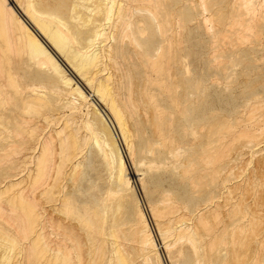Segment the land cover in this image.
Masks as SVG:
<instances>
[{
    "label": "bare ground",
    "instance_id": "1",
    "mask_svg": "<svg viewBox=\"0 0 264 264\" xmlns=\"http://www.w3.org/2000/svg\"><path fill=\"white\" fill-rule=\"evenodd\" d=\"M13 1L18 6L19 10L22 11V16H21V14H19V12H18L19 10L17 11L15 9V7L10 2V0H0V162H3L1 164H4V162L7 163V161H12V163H13V160L18 158L16 156H19V155H21L20 158L21 157L26 158L27 156L29 157L30 154L33 155L34 150L36 151L40 145V154L38 155L39 157L37 158L38 163H37V169H36V171H37L36 177H34L35 179L32 178L33 176H35V174H33V176H32V172H30V174H28V175H29L30 179L34 180L33 182L35 184L38 183L39 181L41 184V179L45 176L46 172L48 171L49 165L51 163V159L54 158V156L56 154V153L55 154L52 153V151H53V148H55L54 147L55 143L58 142L60 144V147H61L60 152L59 151L58 152L61 155V151H62L63 158H62V156H61V158L64 161V164H63V162L61 164L65 165V166L72 164V169H73V171H71L72 174L75 175L78 173V168H79L78 166L80 165L81 162L79 163L78 166L77 165L74 166L73 164H75V163H73L74 162L73 159L75 157H78L77 155H79L80 147L82 144L79 143L78 139H80V138H78V136H77V130H75L72 127L73 125L70 126L69 122H67V123L64 122L66 124L63 125L64 128H63V130L61 129V132L58 133V136L56 135L57 136L56 141H54L55 138L52 135H51L52 137L49 134H48L49 136L46 135V137H49V138H46L45 136H44L45 137L44 138L41 136V134L38 135V133L41 132L38 128L39 127L41 128V126L44 128L45 124L40 126V123L42 124V121H44L43 123H46V125L50 124V123L56 124L62 118L61 116H59L60 114H58L60 112L58 110H60L61 107H65V108L67 106H74L75 107V105L79 104L78 102H82V103L85 102L86 103V101H88V99L91 97V95L87 94L81 85L74 83L73 79L67 76L66 71L62 67V65L60 64L59 60L47 48V46H46V43H47L61 57H63V59H65L66 63L74 70V72L76 73V75L78 77H80L82 80L86 81V83L90 86V88L93 89L92 93L93 92L95 93V95L98 98V101L107 107L106 109L109 111L110 115L112 116V119H114V121L116 123L115 127H116V129H118L120 131V133L124 139V142H125L126 146L128 147V151L130 152V155L133 156V153H135V152L137 153V156H136L137 161L134 164L135 167L137 169H140L141 160H143L145 158L150 162L149 164H154L153 166L148 168V171L150 174L154 170H156L159 173H163L164 174L163 176L169 175L170 189H168V190L170 193L167 194L166 191H165L166 195H163L161 193L163 195V199L161 201H163L162 204H165V208H163L162 206H164V205L161 204L162 205L161 207L163 209L160 208V210L165 209L166 217L167 216L170 218L174 217L175 212L177 210L181 209V210H184L185 212H183L181 217H177V219L179 218V220H177V222H180L181 220L184 221V219L185 220L187 219V221H184V222L189 223L190 219L188 220V218L194 217V215L197 213V215H196L197 216L196 217L197 222H194L193 218H192L193 223H191L187 226L184 225V223H183V225H184L183 227H185V226L186 227L185 228L182 227V229H180V227H176L179 229H177L178 231H176V233L173 232L174 235L170 233L171 232L170 230H167L165 232L161 231V233L164 237H171V236L174 237L173 242H167L164 244L166 249L168 251H170V253H171V250L173 248H176L177 244L179 245V243L180 244L183 243V245L185 246L184 248H186V255L184 254L185 256L184 255H179V256H182V257L184 256L185 258H183V260L188 261L189 264H247V255H248L247 253H244L241 255H239V254L236 255V248H237L236 243L232 244L233 254H232L231 258H230V256L229 257L227 256L226 252L224 253V251L227 250L225 248H229L228 251H230L231 245L230 246L228 245L229 247L228 246L224 247V244L227 245V243L223 240V238L226 235L223 237V230H221L222 228H219L220 226H218V224L219 225L224 224V223H221V221L225 220V219H222L221 217H219V216H221V214H219V216L216 217L218 215V213L216 212V209H217V207H218L217 205L219 203L218 204L216 203L217 205L215 208V213H217V215L214 216L215 220H217L218 218L222 219L219 223H218L219 219H218V221L213 220L214 222H211L212 216L210 218H208V217L206 218L204 213H201L202 211L199 210L200 204H202V202L203 203L204 202H210V204L211 203L213 204L214 202H216L214 200L216 199V195H217V193H216L217 182H218L217 181V174H218V168H219L218 167V160L221 159V158H219V156L224 157L223 155H219V153H218V151L222 152L221 151L222 149L219 150L218 145H220L221 147L224 146V145H221L219 143V140H222L223 138L222 139H218V138L222 137V136H220L221 134L222 135L224 134V136H225V134H229L228 136L233 135L234 137L236 135L233 134L234 132H233V130H231L232 127L231 128L228 127L227 129H229V131L233 132V133H230L227 130H226L227 132L224 131L225 133H223V130H220V129H222V127L221 128L219 127L220 129L217 128L218 126H220V124L217 125V124L213 123L215 121L214 120L215 117H213L214 121H211V118H210V124L208 123L209 128L207 127L208 125L207 126L205 125L207 127L206 129H208V133H207V130L205 132V133H207L206 136L204 135L205 137L201 134L202 132L201 133L199 132L200 131L199 129L201 127L200 123L202 121L201 119H203V117L201 118V116H200V118H199L197 115L198 113L196 114V111H199V110L195 111V109H196V108L194 109L195 103H193L194 106L189 104L190 103L189 99L192 98L191 96L192 95L195 96L199 91H197L196 89L191 87L190 84L189 85L185 84L183 82V80H182V84L184 83V85H186L187 87L183 85L184 90L181 91L179 89L180 85H179L178 80H181L182 78L177 79L175 77V75L172 74V72H173L172 68L174 67L173 63L177 61L175 59V56L178 53L176 55H173V53H171V47L174 46V48H175V45H176L174 43L175 45L170 46V44H171L170 42L172 40H174V38H175L174 37L175 33L173 34V32H172L171 33L172 37L169 36V35H171V34H169V32L173 31V30H171V25H172L171 22H173V21H172V18H170V14H169L170 12L168 13V11H167L166 2L164 3L161 0H155L157 2H155L154 0H152V2L151 1L147 2V0H62V1L59 0L60 3L54 5V0H51V2L52 1L53 2L50 5V4H48V2L46 0H39V1L37 0L38 2H35L34 0H13ZM173 1L175 3V0H172V2L169 1L172 3L171 6H174ZM255 1H257V2L259 1L258 3H260V0H253V1L250 0V1H248L249 2L248 4H251L250 7L255 8V6L253 5V2H255ZM147 3H149L148 4L149 7H145V6H147L146 5ZM258 3H254V4H258ZM204 4H206V3H204ZM204 4L202 5V3H201L202 8H203V6H205ZM245 4H247V3H245ZM261 4L262 3L258 4L261 7V9L259 7L260 10H262ZM175 5L177 6V4H175ZM182 5H185V4H182ZM237 5H239V4H237ZM242 5H244V3ZM240 6H238V7H240ZM247 7L245 8V10L247 9ZM250 7L248 8V10L250 9ZM172 9H174V7ZM177 9H179V8H177ZM255 9H253V10H255ZM259 9H256V10H259ZM235 10L238 11V8L237 9L235 8ZM235 10H233V11H235ZM250 10L252 11V9H250ZM145 11H146V14H145ZM174 12L176 13V11H174ZM189 12H191V11H189ZM239 12H240L239 17H241V14L245 13L242 11H239ZM203 13H205V12H203ZM171 14H173V12ZM257 14L252 13L251 15H257ZM236 15H235V18L238 16V15L237 16ZM249 15H247L249 19L251 17H255V16H249ZM195 16L197 17V15H194V17ZM259 16H261V14ZM23 17H25L26 20ZM172 17H174V15ZM185 17H186V15H185ZM239 17L237 18V20H238L237 23L236 22H234V23H236L238 27H239V25H241V26H244L245 28H247L248 30L246 32H248L249 30L252 31L254 29H255V31L256 30H258V31L262 30L261 28H262V25L264 24L263 22H257L256 21L258 23V25L257 24L255 25L254 22L252 23V21H251L252 19L248 20L247 18L242 19ZM192 20H194V19H192ZM260 20L263 21L262 18L258 19V21H260ZM184 21H185L184 13H182L181 17L178 20H176L175 24H177V22H179L180 25H184ZM196 22L197 21H195V23ZM198 22H199V20H198ZM195 23H192V24H195ZM260 23H263V24H260ZM185 24H187V23H185ZM197 24L199 25L200 23H197ZM180 25L177 27H180ZM173 27H175V26H173ZM198 27H200V25ZM230 27H232V26H230ZM234 28H233V30H235V31H233V32L238 35V32L236 33V31L241 30V29H237V27L235 29ZM176 29H179V28H176ZM242 29H244V28L242 27ZM228 30L231 32V28H228ZM177 31L178 30H176V32ZM184 32H185V30H184ZM186 32H188V30ZM246 32H241V34L243 33L242 35L245 36L246 34H248ZM244 33H246V34H244ZM256 33H257V31H256ZM178 34L180 36V33H178ZM233 34H231V35L233 36ZM252 34L253 33H250L249 34L250 36H248V35L245 37L243 36V38L244 39L246 37L250 38ZM257 34L260 35V33H257ZM228 35L230 36V34H228ZM228 35H227V37H228ZM259 35H257V38H256L257 40H258ZM181 36H183V35H181ZM223 36H224V33H223ZM223 36L217 37V38H219V40L221 39L223 41V38H225V36L224 37ZM178 38L181 39L180 37H178ZM178 38H177V41H178ZM249 38L247 40H249ZM239 39L240 38L238 36L237 40H239ZM226 40L228 41V38ZM186 41H184V43H183L184 45H185ZM222 41H221V43H222ZM227 41H226V43L228 44ZM212 42H213V40H212ZM214 42H215V40H214ZM217 42H215V44H217ZM240 42L241 41H238V43H240ZM219 43H220V41H219ZM226 43H223V45L222 44H220V45L226 46L227 45ZM179 44H182V43H179ZM245 44L243 41L242 45H245ZM15 46H16V50H19L21 53H23L22 55L24 57L22 55L21 56L24 59H26L25 60L26 61L25 67H23L21 64V66L23 68H19V67L18 68H19V70L20 69L24 70V75L29 80L28 81L26 78V80L29 82L27 84H22L23 81L21 83L20 80H23V79H21V78L18 80L19 76L17 75V68H16V66L12 60V56L15 55L14 54ZM217 46H219V44ZM181 47H183V46L180 45V48ZM215 48H216V45H215ZM218 48L222 49L220 47H218ZM176 50H178V49H176ZM178 52H179V54H182V52H180V51H178ZM214 52H217V51H214ZM15 53H18V52L16 51ZM174 53H176L175 49H174ZM218 53L221 54L222 52H218ZM218 53H217V56H219ZM16 55H19V53ZM227 55H224V56L222 55V56L225 58V56H227ZM21 56H19V57L21 58ZM181 56H179L180 59H181ZM215 56L216 55H214V57H212L214 59L213 62L215 61ZM217 56H216V58H217ZM220 57H219V59H220ZM14 59H15V57H14ZM219 61H221V60H219ZM216 62L217 63H215V64L218 66L219 65L218 60H216ZM222 62H224V61H222ZM179 63H181V62H179ZM176 65H178V64H176ZM180 65H182V64H180ZM212 65H214V64L212 63ZM216 65H214V67L212 66V68H215ZM221 66L222 65H220L219 67H221ZM230 66H231V64H230ZM223 67L224 66H222V68ZM222 68H221V70H222ZM175 69H173V70H175ZM178 69H179V66H178ZM226 69L228 70V67ZM226 69L223 68L222 71H224ZM229 69H232V68H229ZM215 71H217V69ZM176 72H178V71H176ZM182 72H184V71L182 70ZM218 72H220V71H218ZM20 73H23V72H20ZM224 73L228 74V71H224ZM177 75H179V74H177ZM180 75H181V73H180ZM185 75H186V73H185ZM231 76H233V75H231ZM189 79H190V77H189ZM230 80H231V78H230ZM187 81L188 80H186V83H187ZM191 85H194V84H191ZM195 88H196V86H195ZM201 89H202V87L200 88V86H199V90H201ZM189 91H191L192 94L188 93ZM252 93L250 92V95ZM201 94H206V93L202 92ZM201 94H200V96L203 97L204 95L202 96ZM70 97H72L73 99H70ZM196 97H197V95H196ZM196 97H194V98H196ZM194 98L192 99L193 101L195 100ZM202 99L203 100L205 99V101H206V97H204ZM202 99H200V100H202ZM76 103H78V104H76ZM198 106H195V107H198ZM259 106H261V105H259ZM79 107L82 108L83 106H79ZM90 107H93V106H90ZM85 109H87V107ZM95 109H96L95 112L97 114L95 115L96 116L95 118L92 117L94 120L90 118L91 116L89 118L87 117L88 120H85L86 122L84 123V126L82 125V126H80V128L82 127L83 131L85 130V132H88L89 135H86V136L90 137V140L93 142V144L99 150L100 155H102V157L104 159V160L102 159V161H105V163L107 164V167L110 168L112 174H114V175L112 177L113 179L108 177V175H107L108 179L110 178L113 180L112 186L110 187V185H109L110 189L107 186V188L109 189L108 190L109 192L106 191L107 193H109L108 198H106L107 200H102V199H99V198L94 197L92 195V198H90L91 199V203H90L91 206L89 204V208H87L88 206L86 205V203H83V204H85V207L86 206L87 207L84 208L83 211L81 210L82 213H80V214L76 213L79 215L78 217H79V220L81 222L80 224H82V227H83L82 231H84V233L86 235L85 238H87V241L90 243V249H89L90 252L88 251L86 253H85V250H86L85 248L81 247L80 245H76V248L78 250L77 259H79L80 263H83L82 261L84 260V257H85L84 254L89 255V253L93 252L98 256L97 257L98 261H99V259L102 260L101 258L103 257V254H104V248L106 249L107 247L109 248V246L113 245L112 251L114 252V257L113 256L112 257L115 259L114 261L116 263L113 262L115 264H135L136 261L141 262L138 259L142 260V264H155L154 259H156L158 256L156 254L157 257L153 258L150 255L151 252H149V250L154 249L156 247L155 241L153 239V233L150 230L148 220L146 219L147 217L144 214L145 212H143V210L141 209V207L139 205L140 199H139L137 191L134 188V186L131 182V179L129 177L128 168H127V164L125 161V156H124L123 150L121 149V146H120L116 136L114 135L115 132L113 133V131H112V128H111L112 126L110 124L108 117L105 114H103L99 109H97L96 106H95ZM251 109L255 110L253 108H251ZM262 109L263 108H260V110H261L260 112L263 113ZM255 111H257V110H255ZM71 112H73V111H71ZM249 112L251 113L252 111L250 110ZM86 113H89V112H86ZM258 113H259V110H258L257 114ZM262 113H259V115H261ZM29 114L33 115L35 117V118L32 117L34 120L35 119H37V120H35V122H32L31 120H33V119L28 118L30 120V121H28L27 117ZM210 115H212V114H210ZM242 115H244V114H242ZM259 115H258V117H259ZM247 118H248L247 120H249V121L254 120L255 114L252 112L251 114H249V116ZM251 118H254V119H251ZM256 118H257V115H256ZM26 119H27V121H26ZM95 119H97L98 121L95 122ZM205 119L206 118H204V120ZM207 119H209V118H207ZM29 122L34 123L33 124L34 126L36 125L35 129H33L34 126L33 127L31 126L32 123H31V125H29ZM202 122H204V121H202ZM215 122L219 123L220 121L219 122L215 121ZM224 122H227V120L225 121V119H224ZM251 122H249V123H251ZM58 123H61V122H58ZM98 123H100L99 125L101 127L98 126ZM220 123H223V120ZM231 123L229 124L230 126H232ZM234 123L237 124L239 122H234ZM249 123L247 121V124H249ZM241 125L242 124H240V126ZM255 125L261 126L262 123H261V125H259V124H255ZM47 126H49V125H47ZM47 126H46V128H47ZM55 126H57V125H55ZM240 126H239V124H237L236 127L235 126H233V127L238 128ZM50 127H53V126L50 125ZM83 127H84V129H83ZM99 127H100V129L103 128L104 130L100 131ZM252 127H254V126L252 125ZM259 128H261V127H259ZM224 129H226V128H224ZM78 130H80V129L78 128ZM240 130H242V129H240ZM263 130H264V128H263ZM202 131H203V128H202ZM218 131H220V132L222 131V133L218 134ZM44 132H45V130H44ZM101 132H104L105 135H103L104 133L102 134ZM250 132L245 133V130H244L243 134L241 132H240V134L241 135H247L246 136V138H247V137H249L248 133L254 134V133H250ZM252 132H255V131L253 130ZM258 133H260V132H258ZM258 133H256V135ZM262 133H264V132H262ZM51 134H52V132H51ZM240 134L238 135L239 138L241 136ZM43 135H45V134H43ZM80 135H81V133H80ZM256 135H255L256 139L255 138H253V139L260 140V136L258 135L259 138H257ZM217 136H219V137L217 138ZM252 136L253 135H251V138H252ZM195 137H197V139H195ZM225 137H227V136H225ZM234 137H233V139H234ZM241 137H243V136H241ZM83 138H84V136H83ZM227 138H229V137H227ZM227 138L223 139V140L230 142ZM57 139H58V141H57ZM85 139L87 140L89 138H85ZM241 139L244 140L243 142L248 141L247 139H244V137ZM253 139L251 141L255 142ZM197 140L199 141V143L196 144ZM82 141L84 143V140H82ZM222 141H221V143H222ZM233 141L236 142L238 140H233ZM228 142H227V144H229ZM217 143H218V145H217ZM249 143H251V142H249ZM255 143H252V144H255ZM259 143L261 144V140ZM59 144H58V146H59ZM85 144L82 145V147L85 146ZM227 144H225V146H228ZM231 144H233V143H231ZM247 144H245V145H247ZM86 145H89V144L87 143ZM91 145H92V143H91ZM248 145H250V144H248ZM225 146H224V148H226ZM87 147L89 148V146H87ZM135 147H136V150H134ZM232 147L233 148L235 147V149H236L237 145L232 146ZM244 147H246V146H244ZM253 147L254 146H252V148ZM254 148H256V146ZM227 149H230V148L227 147ZM58 150H59V147H58ZM81 150H83V149H81ZM223 151H224V149H223ZM251 151H253V150H251ZM254 151H256V149ZM224 152L226 153L227 151H224ZM224 152H222L220 154H223ZM228 152H229V155H228V157H229L230 151L228 150ZM226 154H228V153H226ZM226 154H224V155L226 156ZM31 155H30V157H31ZM81 155H85V154H81ZM252 155H254V154H252ZM57 156H58V154H57ZM31 158H33V157H31ZM79 158H78V160H79ZM85 158H84V160H86ZM225 159L226 158H224L223 160H225ZM234 159H236V158H234ZM53 160H55V159H53ZM244 160H245V158H244ZM16 161H18V160H16ZM78 162L79 161H77V163ZM224 162L225 161H223V163ZM53 163L54 162H52V164ZM84 163H86V162H84ZM142 163L144 164V162H142ZM223 163H220V164L222 165ZM226 163L230 164V162H228V161ZM1 164H0V166H1ZM7 164H4V165L6 166ZM9 164H11V163H9ZM26 164H28V163H26ZM26 164H24V165H26ZM59 164H60V161H59ZM220 164H219V166H221ZM11 165H13V164H11ZM63 165H61V167H63ZM21 166H23V165H21ZM2 167H0V168H2ZM50 167H51V165H50ZM224 167H225V165H224ZM258 167H259V165H258ZM18 168H20V167H18ZM57 168H59L58 164H57ZM68 169H69V167H68ZM50 170H51V168H50ZM69 170H71V169H69ZM81 170H83V169H81ZM106 170H108V169H106ZM226 170H227V168H226ZM61 171H62V169H61ZM61 171H60V173H62ZM64 171H65V167H64ZM34 172H35V170H34ZM106 172H108V171H106ZM0 173H1V171H0ZM2 173H1V175H3ZM15 173H17V172H15ZM15 173H14V175H15ZM19 173H20V171H19ZM60 173H58V174H60ZM65 173L66 172H64V174ZM226 173H227V175H225ZM228 173L229 172L223 171V174L225 176L230 175ZM221 174H222V172H221ZM7 175L9 176V174H7ZM18 175H20V174H18ZM8 176H6V177H8ZM70 176H71V173H70ZM65 177H67V176H65ZM9 178H11V177H9ZM67 178H69V177H67ZM231 178H233V176ZM2 179L3 178L0 177V185L2 184L1 183ZM30 179H29V182H30ZM77 179L79 181V179H82V178H77ZM160 179H162V177H160ZM7 180H5L6 181V182H4L5 184L7 183ZM11 180H14V179L11 178ZM154 180H155V185L157 186V188H159V187L161 188V185H162L161 183L166 182V181L161 182V180L157 181L156 179H154ZM220 180H221V178H220ZM221 181H225V180H221ZM150 182H151V178H150ZM152 182H154V181H152ZM249 182H251V181H248L246 183H249ZM76 183H78V182L76 181ZM89 183H93V182H89ZM166 183H168V182H166ZM221 183L224 184V182H221ZM221 183H219V184H221ZM226 183L227 182H225V184ZM5 184H3L0 187V220L5 223V225H3L4 227L2 229H0V240H2L3 242L7 241V244L5 242L6 245H4V246H6L5 248H7V245L9 242V245L11 244L12 245L11 247H13V249H12L13 251L15 250L16 247H17V249L18 248L21 249L17 242L22 241L24 243H27V246H26L27 251L26 252L28 255V261H30L32 264H71V263L74 264L73 261L75 262L77 259H75V257H72L73 256L72 253L74 251H76L75 249H74V251L72 250L73 252H71L70 251L71 249L69 250L68 247H65L66 246L65 244L63 246V244H57V243H56L57 244L56 247L55 248L53 247L54 249H52L50 247L49 242L45 240L46 234H45V232L43 234V230L45 227H43V225L41 224V222H42L41 218H43L44 216L43 217L41 216V212H39L40 208L37 207L38 204L36 205L33 202L35 200L31 201L30 197L29 198L26 197L27 195L25 196L21 192H20V194L19 193L18 194L12 193L13 195L10 194L9 191L11 190L12 187L14 189L16 184L10 183V182H8V184H6V185ZM17 184H18V182H17ZM44 184H45V182H44ZM72 184H74V183H72ZM81 184H83V182H81ZM30 185H31V183H30ZM38 185H39V183L36 186H38ZM75 185H74V187H75ZM97 185L99 186L98 183H97ZM164 185L162 187H164ZM236 185H237V183H236ZM252 185H254V183ZM41 186H44V185L42 184ZM79 186H80V188L82 187L81 185H79ZM167 186H169V185L167 184ZM220 186H218V187H220ZM222 186H224V185H222ZM48 187H49V185H48ZM48 187H46V188H48ZM77 187H75V188H77ZM95 187H96V185H95ZM31 188L34 189L36 187L34 186ZM55 188L56 187H54V190H55ZM157 188L155 190H157ZM228 188L229 187H227L226 189H228ZM86 190H85V193H86ZM97 190L98 189H96V191ZM75 191L77 192V190H75ZM162 191H164L163 188H162ZM226 191L229 192V190H226ZM30 193H32V192H30ZM52 193H53V191H52ZM59 193H60V191H59ZM95 193H97V192H95ZM95 193H93V194L96 195ZM151 193H153V192H151ZM222 193H220V194H222ZM74 194H76V193H74ZM87 194L89 195V193H87ZM228 194L229 193H227V195ZM45 195H47V194L45 193ZM222 195L227 196L226 194H222ZM57 196H59V195H57ZM160 196L158 195V200H159ZM228 196H230V194ZM73 197H75V196H73ZM221 197H218L217 199L220 200L219 198H221ZM242 197H244V196H242ZM69 198H71V197H69ZM228 198H231V197H228ZM65 199L67 200V198H65ZM65 199L63 198L64 203H62L61 200L59 201L63 204V206H66L65 203L67 204V202H68ZM79 199H81V198L79 197ZM83 199H84V197H83ZM104 199H105V197H104ZM131 199L133 201L132 203H134V205H133V206H135L134 208H136L135 213H136V217H137V222H134V220L136 219L135 217H133L134 213H133V215L130 214V216H132L134 218V220H133L129 216V212H127V211L131 210L130 208H129V210H127V207L129 206ZM224 199L226 200V197H224ZM87 200L88 199H86V201ZM172 200L174 201V203H172ZM227 200H226V202H227ZM240 200L238 201V204L242 206V207L241 206L239 207V209L241 210L243 208V205L241 204L242 202L239 203ZM56 201H57V199H56ZM69 202H70V200H69ZM169 202H171V203H169ZM71 203H72V200H71ZM156 203H157V201H156ZM156 203H154V204H156ZM75 204L80 205V204H78V202H75ZM83 204H81V205L83 206ZM203 205H208V203L203 204ZM239 205H237V206H239ZM155 206H157V205H155ZM209 206H208V208H209ZM58 207H61V206H58ZM58 207H56V209H58ZM67 207H69V206H67ZM72 207L73 206H71V209H72ZM206 207H204V208L207 209ZM212 207H215V205ZM219 207L221 208L222 206H219ZM235 208H237V207H235ZM65 209H66V207H65ZM80 209H82V208H80ZM201 209H202V207H201ZM58 210L60 211L61 209L59 208ZM62 210H63V208H62ZM133 210L134 209H132V211ZM207 210H210V209H207ZM213 210L214 209H212V212H213ZM75 211L74 212L72 211V212L75 213ZM153 212L155 213V217L157 218V215L159 213L157 214L156 213L157 211H153ZM208 212L209 211H207V214H208ZM66 213H69V212H66ZM178 213H179V211H178ZM171 214H173L172 217L170 216ZM247 215L248 214L246 213L245 216H247ZM235 217H237V216H235ZM238 217H240V216H238ZM238 217L236 219H238ZM209 219H211V220L209 221ZM74 220H76V219H74ZM173 220H174V218H172V221ZM165 221H166V218H165ZM165 221H163V222H165ZM78 222L79 221H77V223ZM159 222H160V220H159ZM175 222H176V220H175ZM250 223L252 224V226H254L256 224H260V222H257V221L254 222V224H253V222H250ZM0 224H2V223H0ZM7 224H9V227H7ZM241 224H243V223H241ZM247 225L248 224H246V226ZM250 225H249L248 229H251ZM5 226L7 227V229L10 227H13L14 230H12V231L16 232V237L12 238L11 236H9L10 233L8 232V234H7V231H5V228H6ZM223 226H225V225H223ZM263 226H264V224H263ZM163 228H166V227H163ZM230 228H232V227H230ZM238 228L239 227H237V230H240V232L239 231H237V232L233 231V232H234V234L240 233L239 235H241V232L243 230H245V228L244 229H243V227H241V229H238ZM10 229H8V231ZM173 229H175V228H173ZM224 229H226V228H224ZM259 229H261V228H259ZM233 230H234V227H233ZM252 230H253V227H252ZM4 231L6 233H4ZM226 231H227V229H226ZM235 231H236V227H235ZM15 232H13V233H15ZM242 234H245V233L242 232ZM246 234L248 235V231ZM252 234H253V236H254V234L257 235L254 232ZM247 235H246V237L244 236L245 240H247V238H248ZM64 236H65V234H64ZM75 236H76V233H75ZM75 236L73 238H75ZM78 237H77V239L79 241L78 243H80L82 239H80L81 236H78ZM233 237L234 236L232 235L231 240H233ZM73 238H72V240H73ZM171 238H169V239H171ZM228 238H230V237H228ZM75 239H74V241H76ZM121 239H123V241ZM240 239H242V237H240ZM255 239L257 241L256 237H255ZM67 241H70V240H67ZM108 241H109V243L106 244ZM110 242L112 244H110ZM66 244H68V243H66ZM105 244L109 245V246L104 247ZM175 244H176V246L174 247ZM259 244H261V243H259ZM259 244H257V245L259 246ZM21 245L23 246V244H21ZM73 245H75V244H73ZM83 245L86 247L85 244H82V246ZM11 247H9V248H11ZM244 247H246V246L244 245ZM82 248L85 250L83 251ZM108 248L106 250H108ZM110 248H112V247H110ZM184 248L182 247V249H184ZM22 250H23V248H22ZM241 250H244V249L242 248ZM261 250H264V249L262 248ZM24 251H25V249H24ZM153 251H155V250H153ZM182 251H183V253L185 252L184 250H182ZM239 251H240V249H239ZM15 252L16 251H14L13 254H15ZM17 252H16V254H17ZM113 252L110 251V253H113ZM9 253H10V249H9ZM20 253H23V252L21 251ZM254 253H256V252H254ZM254 253L252 254L253 256H255ZM13 254H11L12 257H13ZM257 254H259V253H257ZM260 254H262V253H260ZM8 255L9 254H7V256L4 254L2 255V258H0V264L4 263V261H7L9 259ZM105 255H106V253H105ZM108 255H109V253H108ZM108 255L106 257L104 256V258L108 259ZM154 255H155V253H154ZM14 256H16V255H14ZM74 256H76L75 253H74ZM172 256H174V255H172ZM12 257H11V259H12ZM94 257H95V255H94ZM110 257H111V255H110ZM95 259H96V257H95ZM252 259L254 260V258H252ZM110 260L112 261L113 259H110ZM181 260H182V258H181ZM13 261L15 262V259ZM104 261L106 262V259L103 260V262ZM161 261H163V260H161ZM257 261H255V262H257ZM11 262L12 261L10 260V263ZM97 262H95V263H97ZM103 262L102 263L99 262V263L103 264ZM105 262H104V264H105ZM251 262H253V261H251ZM86 263H88V262H86ZM109 263H112V262H109ZM28 264H29V262H28ZM249 264H251V263H249Z\"/></svg>",
    "mask_w": 264,
    "mask_h": 264
},
{
    "label": "rangeland",
    "instance_id": "2",
    "mask_svg": "<svg viewBox=\"0 0 264 264\" xmlns=\"http://www.w3.org/2000/svg\"><path fill=\"white\" fill-rule=\"evenodd\" d=\"M35 2H38L37 0H34ZM47 2H48V4H50L51 5V3L53 2H51V0H46ZM58 1V2H57ZM62 1V0H61ZM152 2V0H147V2ZM155 1V0H154ZM153 1V2H154ZM161 1H163L164 3L166 2V6H167V11H168V13L170 14V18H172V21L173 22H171V30H173V31H171V32H169V34H171L172 32H173V34L175 33V35H174V40H172L170 43V46L171 45H175V48H174V46H172L171 47V53H173V55H176L177 53V55L175 56V59L177 60L176 62H174L173 63V68H172V74L173 75H175V77L177 78V79H181V80H178L179 81V85H180V87H179V89L181 90V91H183L184 90V86H186V85H184V83L185 84H190V86L191 87H193L194 89H196L197 91H199L196 95H197V97H196V95L195 96H191L192 98H190L189 99V104L190 105H193L194 106V104L193 103H195V106H198V107H195L194 106V109H195V111L196 110H199V111H196V114L198 115V117L200 118V116H201V118L203 117V119H201L202 121H204V122H202L201 121V123H200V126L203 128V131H202V128L200 127V133L204 136H206L207 135V133H208V129H206L207 127L209 128V125H208V123L210 124V118H211V121H222L223 120V123H216L215 121L213 122V123H215V124H217V125H219L220 124V126H218L217 128H221L222 127V129H220V130H223V133H225L224 131H229V129H227L228 127H232L231 128V130H233V132H230V133H233L234 135H236L235 137H234V139H233V137L230 135V136H228L229 134H225V136H227V137H229V138H227V137H225L224 136V134L222 135H220V136H222L221 138H218L219 136H217V138L218 139H228L231 143H233V144H231L230 142H228V141H224L223 139V141L222 140H219V143L221 144V145H224L225 146V144H227V142L229 143V144H227L228 146H225L226 148H224V146L223 147H221L220 145H218V143H217V145H218V147H219V150L220 149H222L221 151L222 152H224V151H227L226 153H228V154H226L225 152L223 153V154H220V153H222V152H220V151H218V153H219V155H223L224 157H220L219 156V158H226L225 160H218V167L220 168H218V174H217V189H216V193H217V195H216V199L218 198V197H221V198H219L220 200H214V201H216V202H214L213 204L215 205V207H212V206H214L212 203L210 204V202H202V204H200V208H199V210H201L202 212L201 213H204V215L206 216V218L208 217V218H210L211 216V218H212V221L211 222H214V221H218V219L217 220H215V215H217V213H218V215L216 216V217H218L219 216V214H221V216H219V217H221L222 219H225V220H222L221 218L219 219V221H218V223L221 221V223H224V224H222V225H219L218 224V226H220L219 228H222L221 230H223V237L225 238H223V240L227 243V245H225L224 244V247H227L228 245L230 246V251H228L229 250V248H225V249H227V250H225L224 251V253L226 252L227 253V256L229 257L230 256V258L232 257V254H233V247H232V244L233 243H236L237 245H236V255L237 254H239V255H241V254H244V253H247L248 255H247V264H249V263H251V264H264V250H261L262 248L264 249V226H263V224H264V133H262V132H264V130H263V128H264V0H260V3H262L261 4V6H262V10H260L261 9V7H260V5H258V4H260V3H258L257 1H255V2H253V5L255 6V8L256 9H259V7H260V9L259 10H256L254 7L252 8V7H250L251 6V4H248L249 2L248 1H250V0H175V3H174V1H173V5L174 6H171V2H172V0H161ZM169 1H171V2H169ZM203 1V2H202ZM251 1H253V0H251ZM10 2L13 4V6L15 7V9L18 11L19 10V8H18V6L14 3V1L13 0H10ZM155 2H157V1H155ZM202 3V5L204 4V3H206V4H204L205 6H203V8H202V6H201V3ZM60 3V1L59 0H54V5L55 4H59ZM244 3V5H242ZM245 3H247V4H245ZM254 3H258V4H254ZM15 4V5H14ZM149 3H147L146 5L147 6H145V7H149V5H148ZM175 4H177V6L175 5ZM182 4H185V5H182ZM237 4H239V5H237ZM241 5V6H240ZM249 5V6H248ZM258 7H257V6ZM176 6V7H175ZM207 6V7H206ZM238 6H240V7H238ZM248 6V7H247ZM174 7V9H172ZM201 7V8H200ZM243 7V8H242ZM247 7V9L245 10V8ZM250 7V9H252V11L249 9L248 10V8ZM169 8V9H168ZM177 8H179V9H177ZM183 8V9H182ZM185 8V9H184ZM205 8V9H204ZM235 8L237 9L238 8V11H236L235 10ZM241 8V9H240ZM240 9V10H239ZM253 9H255V10H253ZM173 10V11H172ZM233 10H235V11H233ZM173 12V14H171L172 12ZM174 11H176V13L174 12ZM183 11V12H182ZM185 11V12H184ZM189 11H191V12H189ZM239 11H242V12H245L244 14H241V17H239L240 15H239ZM251 11V12H250ZM254 11V12H253ZM19 12V14H21V16H22V11H18ZM195 14H194V13ZM203 12H205V13H203ZM237 12V13H236ZM241 12V13H242ZM248 14H247V13ZM259 12V13H258ZM144 13V12H143ZM175 13V14H174ZM182 13H184V18H185V21H184V25H180L179 24V22H177V24H175L176 23V20H178L180 17H181V14ZM193 13V14H192ZM235 13V14H234ZM257 14V15H251V14ZM145 14H146V11H145ZM238 16H237V15ZM249 15V16H255V17H251L250 19H252L251 21H252V23L254 22L255 23V25L257 24L258 25V23L257 22H263V23H260V24H263L262 25V30L261 31H258V30H256L257 31V33H260V35L259 34H257L256 33V31H255V29L254 30H249L248 32H246L248 29L247 28H245L244 26H241V25H239V27L237 26V18L239 17V18H247L248 20H250L249 18H248V16L247 15ZM261 14V16H259ZM174 15V17H172ZM185 15H186V17H185ZM193 15V16H192ZM194 15H197V17L195 16L194 17ZM201 17H200V16ZM235 15L237 16L236 18H235ZM205 18H204V17ZM245 16V17H244ZM247 16V17H246ZM263 16V17H262ZM179 17V18H178ZM191 17V18H190ZM194 17V18H193ZM262 18L263 19V21H258V19H260V18ZM25 20H26V18L25 17H23ZM196 18V19H195ZM175 19V20H174ZM192 19H194V20H192ZM199 20V22H198V20ZM254 19V20H253ZM201 20V21H200ZM204 20V21H203ZM180 21V20H179ZM193 21V22H192ZM195 21H197L196 23H195ZM257 21V22H256ZM234 22H236V23H234ZM185 23H187V24H185ZM192 23H195V24H192ZM197 23H200L199 25H200V27H198L199 25L197 24ZM234 23V24H233ZM175 24V25H174ZM180 25V27H177V26H179ZM191 25V26H190ZM173 26H175V27H173ZM190 26V27H189ZM194 26V27H193ZM206 26V27H205ZM230 26H232V27H230ZM237 27V29H241V30H238V31H236V33L238 32V35L237 34H235L233 31H235V30H233V28L234 27ZM261 26V25H260ZM185 27V28H184ZM235 27V28H236ZM242 27L244 28V29H242ZM176 28H179V29H176ZM192 28V29H191ZM194 28V29H193ZM197 28V29H196ZM199 28V29H198ZM228 28H231V32L228 30ZM234 28V29H235ZM178 30L177 32L178 33H180V36H179V34L176 32V30ZM227 29V30H226ZM236 29V30H237ZM246 29V30H245ZM184 30H185V32L188 30V32H184ZM209 32H208V31ZM244 30V31H243ZM212 31V32H211ZM254 31V32H253ZM184 32V33H183ZM241 32H246V33H248V34H246V33H244V34H246L245 36H250L249 34L250 33H253L252 35H251V37L249 38V40H247L246 38V40L243 38V36L244 35H242L241 34ZM210 33V34H209ZM214 33V34H213ZM223 33H224V36H225V38L227 39L228 38V41L225 39V38H223V41L220 39L219 40V38H217V37H221V36H223ZM234 33V34H233ZM240 33V34H239ZM178 34V35H177ZM186 34V35H185ZM228 34H230V36L228 35ZM231 34H233V36L231 35ZM255 34V35H254ZM259 35V37H258V40L256 39L257 38V35ZM181 35H183V36H181ZM227 35H228V37H227ZM254 35V36H253ZM169 36H171L172 37V34L171 35H169ZM186 36V37H185ZM216 36V37H215ZM223 36V37H224ZM237 36V37H236ZM238 36H239V40H237L238 39ZM244 36V37H245ZM178 37H180L181 39H179ZM213 37V38H212ZM177 38H178V41H177ZM184 38V39H183ZM216 38V39H215ZM244 39V40H243ZM186 41L185 42V45L183 44L184 43V41ZM212 40H213V42H212ZM214 40H215V42H217V44H215V42H214ZM231 40V41H230ZM181 41V42H180ZM219 41H220V43H219ZM221 41H222V43H221ZM226 41L228 42V44L226 43ZM238 41H241L240 43H238ZM243 41H244V44L245 45H242L243 44ZM246 41V42H245ZM173 42V43H172ZM230 42V43H229ZM175 43V44H174ZM178 43V44H177ZM179 43H182V44H179ZM223 43H226L227 45L226 46H222L223 45ZM219 44V46H217ZM220 44H222V45H220ZM180 45L181 46H183V47H181L180 48ZM214 45V46H213ZM215 45H216V48H215ZM232 45V46H231ZM239 45V46H238ZM46 46H47V48L56 56V58L59 60V62H60V64L62 65V67L65 69V71H66V74H67V76L68 77H70V78H72L73 79V81H74V83H77V84H79V85H81L82 86V88L85 90V92L87 93V94H90L91 95V97L88 99V101H86V103L85 102H78V103H76V104H78V105H75V107L74 106H67L66 108L65 107H61L60 108V110H58V111H60L58 114H60L59 116H61L62 118L58 121V122H61V123H56V124H47V125H49V126H47L46 125V123H43L44 121H42V124L40 123V126L41 125H46L47 126V128H46V126L44 125V128L41 126V128L39 127L38 129L41 131V132H39L38 133V135H40L41 134V136L42 137H46V135L47 136H53L54 138H55V140L54 141H56V138H57V136H58V133L59 132H61V129L63 130V128H64V126L63 125H65L67 122H69V124H70V126H72L75 130H77V136H78V138H80V139H78L79 140V143L80 144H82V145H84L85 143L87 144H89V145H86L85 144V146H83L82 147V145H81V147H80V151H79V155H77L78 157H75L74 159H73V163H75V164H73L74 166H78L79 165V163H80V165L78 166L79 168H78V173L77 174H72V172L71 171H73V169H72V164L71 165H63L64 164V161H63V156H62V151H61V155L59 154V152H60V150H61V147H60V144L57 142V143H55V148H53V151H52V153H56L55 154V156H54V158H52L51 159V163H50V165H51V167H50V165H49V168H48V171L46 172V174H45V176L41 179V184H40V181L38 182L39 183V185L38 186H36L38 183H34L33 181V179H35L34 177H36V169H37V163H38V155L40 154V145H39V150L37 149L36 151L34 150V152H33V155H31V157H33V158H31L30 157V155H29V157L27 156L26 158H23V157H21L20 158V156L21 155H19V156H16V157H18V158H16V159H14L13 160V163H12V161H7V163L6 162H4V164H7L6 166L4 165V164H1V163H3V162H0V164H1V166L0 167H2V168H0V171H1V173L3 174V175H1V173H0V177H2L3 179H2V184L0 185V187L3 185V184H5L4 182H6L5 180H7V183L6 184H8V182H10V183H15L16 184V186H15V188L13 189V187L11 188V190L9 191V193L10 194H14V193H19L20 194V192L22 193V194H24L26 197H30V199H31V201H33V200H35V201H33L36 205H37V207H39L40 209H39V212H41V216L43 217V218H41V224L43 225V227H45L44 228V230H43V234H44V232H45V234H46V238H45V240L46 241H48L49 242V244H50V247L52 248V249H54L55 247H56V245L57 244H63V246H64V244L66 245L65 247H68V249L71 251V252H73L74 251V249L76 250V251H74L73 253H72V257H75V259H77V257H78V250H77V248H76V245H80L81 247H83V248H85V249H83V251L85 250V253L86 252H88L89 251V249H90V243L87 241V238H85L86 237V235H85V233H84V231H82L83 230V227H82V224H80L81 222H80V220H79V215L78 214H80V213H82V211H83V209L84 208H86L87 206V208H89V204L91 203V199L90 198H92V195L94 196V197H97V198H99V199H102V200H107L106 198H108V196H109V193H107V192H109L108 190L110 189V187L112 186V183H113V175L114 174H112V172H111V170H110V168L109 167H107V164L105 163V161H102V159H103V157H102V155H100V152H99V150L96 148V146L93 144V142L90 140V137L89 136H86V135H89L88 134V132H85V130L83 131L82 130V127L80 128V126H84V123L86 122L85 120H88V118L90 117L91 119H93V118H95L96 116V112H95V106H96V108L97 109H99L103 114H105L107 117H108V119H109V121H110V124H111V128H112V131H113V133H114V135L116 136V138H117V140H118V142H119V144H120V146H121V149L123 150V153H124V156H125V161H126V164H127V168H128V173H129V177H130V179H131V182H132V184H133V186H134V188L136 189V191H137V194H138V196H139V199H140V202H139V205H140V207H141V209L143 210V212H145L144 214H145V216L147 217L146 219L148 220V223H149V227H150V230L152 231V233H153V239H154V241H155V244H156V247L154 248V249H151V250H149V252H151L150 253V255L153 257V258H156L157 256V258L156 259H154V262H155V264H181V262L182 261H184L183 260V258H185L184 256L186 255V248H184L185 246L183 245V243H179V245L177 244V246H176V244L174 245V247L176 246V248H173L172 250H171V253H170V251H168L167 249H166V247L164 246V244L165 243H167V242H173V236H171V237H164L163 235H162V233H161V231H167V230H170L171 232V234H173V232H175L176 233V231H178L177 229H179V228H176V227H180V229H182V227L184 226V225H189V224H191V223H193L192 222V218H193V221L194 222H197V213L194 215V217H191V218H188V220H189V223H186V222H184V221H187V219L185 220L184 219V221H182L181 219V223L180 222H177V220H179V218L177 219V217H181V215L183 214V212H185L184 210H177L176 212H175V214H174V217H172L173 216V214H171L170 216L172 217V218H174V222L172 221V218H170V217H166V215H165V209L164 210H160V208L161 209H163V208H165V204H162L163 203V201H161L162 199H163V195H166L165 194V191L167 192V194H169L170 192H169V190L168 189H170V179H169V175H165V176H163L164 174L163 173H159V172H157L156 170H154L151 174L149 173V171H148V168H150L151 166H153L154 164H149L150 162L147 160V159H143V160H141V167H140V169H137L136 167H135V162L137 161V153L135 152V153H133V156L132 155H130V152L128 151V147L126 146V144H125V142H124V139H123V137H122V135H121V133H120V131L118 130V129H116V127H115V121H114V119H112V116L110 115V113H109V111L106 109L107 107L104 105V104H102V103H100L99 101H98V98H97V96L95 95V93L93 92L92 93V91H93V89H91L90 88V86L86 83V81H84V80H82L80 77H78L77 75H76V73L74 72V70L66 63V61H65V59H63V57H61L49 44H47L46 43ZM178 46V47H177ZM236 46V47H235ZM186 47V48H185ZM218 47H220V48H222V49H219ZM225 47V48H224ZM185 48V49H184ZM224 48V49H223ZM18 49V48H17ZM174 49H175V52L176 53H174ZM176 49H178V50H176ZM184 49V50H183ZM229 49V50H228ZM18 52L19 53V55H16V54H18V53H15V52ZM178 51H180V52H182V54H179V52ZM214 51H217V52H214ZM226 51V52H225ZM15 52H14V54L15 55H13L14 57H15V59H14V57L12 56V60H13V63L15 64V66H16V68H17V75L19 76L18 77V80L21 78V79H23V80H20L21 81V83H22V81H23V83L22 84H27V83H29L28 81V78L27 77H25V75H24V70H22V69H20L19 70V68H23V67H25V60L26 59H24L23 57V53H21L19 50H16V46H15ZM185 52V53H184ZM218 52H222L221 54L220 53H218ZM230 52V53H229ZM21 53V54H20ZM217 53L219 54V56H217ZM228 54V55H227ZM23 57H22V56ZM182 55V56H181ZM213 55V56H212ZM214 55H216L217 56V58H216V56H215V61L213 62V58L212 57H214ZM224 55H227V56H225V58L223 57ZM18 56V57H17ZM19 56H21V58L19 57ZM179 56H181V59H180V57ZM221 56V57H220ZM179 57V58H178ZM184 57V58H183ZM219 57H220V59H219ZM17 58V59H16ZM223 60H222V59ZM19 60V61H18ZM212 60V61H211ZM216 60H218V66L215 64V63H217L216 62ZM219 60H221V61H219ZM17 61V62H16ZM21 61V62H20ZM222 61H224V62H222ZM179 62H181V63H179ZM222 62V63H221ZM212 63L214 64V65H216L215 66V68H212V66L214 67V65H212ZM17 64V65H16ZM20 64V65H19ZM21 64H22V66H21ZM175 64V65H174ZM176 64H178V65H176ZM180 64H182V65H180ZM230 64H231V66H230ZM19 65V66H18ZM220 65H222V66H224L223 68L224 69H226L227 67H228V70L226 69V70H224V71H228V74H226V73H224V71H222L223 70V68H222V66L221 67H219ZM178 66H179V69H178ZM211 66V67H210ZM19 67V68H18ZM181 67V68H180ZM219 67V68H218ZM176 68V69H175ZM186 68V69H185ZM221 68H222V70H221ZM229 68H232V69H229ZM173 69H175V70H173ZM185 69V70H184ZM213 69V70H212ZM217 69V71H215V70ZM180 70V71H179ZM182 70L186 73V75H185V73L184 72H182ZM176 71H178V72H176ZM218 71H220V72H218ZM20 72H23V73H20ZM19 73V74H18ZM179 74V75H177V74ZM180 73H181V75H180ZM183 73V74H182ZM225 74V75H224ZM231 75H233V76H231ZM21 76V77H20ZM187 76V77H186ZM189 77H190V79H189ZM26 78H27V80H26ZM184 78V79H183ZM230 78H231V80H230ZM182 80H183V84H182ZM186 80H188L187 81V83H186ZM192 82H191V81ZM190 82V83H189ZM191 84H194L195 86H196V88H195V86L194 85H191ZM217 84V85H216ZM219 84V85H218ZM184 85V86H183ZM200 86V88L202 87V89L201 90H199V86ZM182 86V87H181ZM187 87V86H186ZM182 88V89H181ZM192 88V89H193ZM205 89V90H204ZM190 90V89H189ZM206 91V92H205ZM206 93V94H201V93ZM250 92L253 94H251L250 95ZM188 93H191V91H189ZM192 94V93H191ZM199 94V95H198ZM200 94L203 96V97H201L200 96ZM207 95V96H206ZM263 95V96H262ZM200 96V97H199ZM258 96V97H257ZM194 97H196V98H194ZM204 97H206V101H205V99L203 100L202 98H204ZM195 99L194 101L192 100V99ZM199 98V99H198ZM257 98V99H256ZM70 99H73L72 97H70ZM200 99H202V100H200ZM256 99V100H255ZM191 100V101H190ZM197 100V101H196ZM199 100V101H198ZM251 100V101H250ZM263 100V101H262ZM203 101V102H202ZM91 104H89V103ZM198 104H197V103ZM203 104V105H202ZM259 105H261V106H259ZM79 106H83L82 108H80ZM85 106V107H84ZM90 106H93V107H90ZM203 106V107H202ZM255 106V107H254ZM69 107V108H68ZM71 107V108H70ZM78 107V108H77ZM87 107V109H85ZM202 107V108H201ZM247 107V108H246ZM257 107V108H256ZM80 108V109H79ZM91 110H90V109ZM94 110H93V109ZM201 108V109H200ZM251 108H253V109H255V110H257V111H255V110H252ZM260 108H263L262 110H263V113L262 112H260L261 110H260ZM76 109V110H75ZM90 111H89V110ZM213 110V111H212ZM252 111L254 114H255V119L254 118H251V119H254V120H247L248 118V116H249V114H251L249 111ZM258 110H259V113H262L261 115H259V113L257 114V112H258ZM71 111H73V112H71ZM93 111V112H92ZM86 112H89V113H86ZM95 112V113H94ZM212 112V113H211ZM214 112V113H213ZM256 112V113H255ZM64 113V114H63ZM85 113V114H84ZM94 113V114H93ZM202 114V115H201ZM210 114H212V115H210ZM242 114H244V115H242ZM210 115V116H209ZM214 115V116H213ZM256 115H257V118H256ZM258 115H259V117H258ZM212 116V117H211ZM35 118L33 115H28V117H27V119L28 118H30V119H33V118ZM88 117V118H87ZM93 117V118H92ZM213 117H215V119L213 118ZM204 118H206L205 120H204ZM207 118H209V119H207ZM250 118V117H249ZM27 119H26V121H27ZM90 119V120H91ZM214 119V120H213ZM224 119H225V121L227 120V122H224ZM260 119V120H259ZM35 120H37V119H35ZM35 120L33 119V120H31L32 122H35ZM94 120V119H93ZM208 122H207V121ZM237 120V121H236ZM239 120V121H238ZM248 121V123L249 122H251V123H249V124H247V121ZM260 122H259V121ZM28 121H30L29 119H28ZM92 121V120H91ZM98 120L97 119H95V122H97ZM243 121V122H242ZM32 122H29V125H31V123ZM37 122V121H36ZM64 122H66V123H64ZM232 122V123H231ZM234 122H239V123H237V124H239V126H240V124H242L240 127H238V128H235L236 127V125L237 124H235ZM257 122V123H256ZM204 123V124H203ZM226 123V124H225ZM231 123V125L232 126H230L229 124ZM246 125H245V124ZM259 124V125H261V123H262V125L261 126H258V125H255V124ZM34 123H32V127L34 126L33 125ZM100 123H98V126H100L99 125ZM244 124V125H243ZM50 125H52L53 127H50ZM55 125H57V126H55ZM207 127H206V126ZM216 125V126H217ZM252 125L254 126V127H252ZM36 126V125H35ZM35 126L33 127V129H35ZM233 126H235V127H233ZM247 126V127H246ZM58 127V128H57ZM101 127V126H100ZM100 127H99V129H100ZM244 127V128H243ZM247 129H246V128ZM256 127V128H255ZM259 127H261V128H259ZM43 128V129H42ZM52 128V129H51ZM78 128L80 129V130H78ZM224 128H226V129H224ZM235 128V129H234ZM252 128V129H251ZM48 129V130H47ZM83 129H84V127H83ZM114 129V130H113ZM218 129V130H219ZM240 129H242V130H240ZM251 129V130H250ZM263 131H262V130ZM38 130V131H39ZM44 130H45V132H44ZM103 131L104 129L103 128H101L100 129V131ZM206 130H207V133H205L206 132ZM237 130V131H236ZM244 130H245V133H247V132H250V133H254V134H249L248 133V135H249V137L251 138V135H253L252 136V138L250 139L249 137H247L246 138V136L247 135H241L240 134V132L243 134V132H244ZM249 130V131H248ZM255 131L256 133H258V132H260V133H258L257 135H256V133L255 132H252V131ZM48 131V132H47ZM56 131V132H55ZM79 131V132H78ZM81 131V132H80ZM226 131V132H227ZM236 131V132H235ZM51 132H52V134H51ZM204 132V133H203ZM241 135V136H243L244 137V139H247L248 141L246 142H243L244 140L243 139H241V138H243V137H241L240 136V138L238 137V133ZM57 133V134H56ZM80 133H81V135H80ZM102 134L104 133V132H101ZM219 133H222V131L220 132V131H218V134ZM236 133V134H235ZM43 134H45V135H43ZM49 134V135H48ZM84 134V135H83ZM217 134V135H218ZM57 135V136H56ZM103 135H105V133L103 134ZM255 135L257 136V138H259L258 137V135L260 136V140H261V144L259 143L260 142V140H255L256 138H255ZM51 136V137H52ZM83 136H84V138H83ZM204 136V137H205ZM224 136V137H223ZM44 137V138H45ZM50 137V138H51ZM231 137V138H230ZM46 138H49V137H46ZM53 138V139H54ZM85 138H89V139H85ZM237 138V139H236ZM249 138V139H248ZM253 138H255V139H253ZM195 139H197V137H195ZM254 140L255 142H253V141H251V140ZM263 139V140H262ZM82 140H84V143H83V141ZM90 140V141H89ZM233 140H238V141H236V142H234ZM57 141H58V139H57ZM221 141H222V143H221ZM92 143V145H91V143ZM195 142V141H194ZM225 142V143H224ZM249 142H251V143H249ZM258 142V143H257ZM197 143H199V141L197 140L196 141V144ZM250 144V145H248V144ZM252 143H255V144H252ZM58 144H59V146H58ZM237 145V147H236V149H235V147L233 148L232 146H236ZM243 146H242V145ZM245 144H247V145H245ZM57 145V146H56ZM87 146H89V148L87 147ZM95 146V147H94ZM244 146H246V147H244ZM252 146H256V148H252ZM58 147H59V150H58ZM227 147L228 148H230V149H227ZM261 147V148H260ZM232 148V149H231ZM252 148V149H251ZM55 149V150H54ZM81 149H83V150H81ZM86 149V150H85ZM223 149H224V151H223ZM227 149V150H226ZM256 149V151H254ZM134 150H136V147L134 148ZM228 150L230 151V158L228 157V155H229V152H228ZM251 150H253V151H251ZM59 151V152H58ZM82 151V152H81ZM85 151V152H84ZM247 151V152H246ZM129 152V153H128ZM37 153V154H36ZM126 153V154H125ZM57 154H58V156H57ZM81 154H85V155H81ZM224 154H226V156L224 155ZM238 154V155H237ZM251 154V155H250ZM252 154H254V155H252ZM51 155V156H52ZM60 155V156H59ZM237 155V156H236ZM37 156V157H36ZM52 156V157H53ZM61 156H62V158H61ZM82 156V157H81ZM58 157V158H57ZM80 157V158H79ZM86 157V158H85ZM253 157V158H252ZM20 158V159H19ZM36 160H35V159ZM61 158V159H60ZM78 158H79V160H78ZM84 158L86 159V160H84ZM134 158V159H133ZM234 158H236V159H234ZM244 158H245V160H244ZM24 159V160H23ZM30 161H29V160ZM33 159V160H32ZM53 159H55V160H53ZM77 159V160H76ZM133 159V160H132ZM228 159V160H227ZM16 160H18V161H16ZM53 160V161H52ZM58 160V161H57ZM62 160V161H61ZM104 160V159H103ZM129 160V161H128ZM242 160V161H241ZM15 161V162H14ZM27 161V162H26ZM59 161H60V164H59ZM77 161H79L78 163H77ZM220 161V162H219ZM223 161H225L224 163H223ZM230 162V164L229 163H226V162ZM20 162V163H19ZM52 162H54L53 164H52ZM63 162V164H61ZM84 162H86V163H84ZM142 162H144V164L142 163ZM249 162V163H248ZM9 163H11V164H13V165H11V164H9ZM16 163V164H15ZM26 163H28V164H26ZM59 165V168H57V164ZM220 163H223L224 165H225V167H224V165L222 164H220ZM24 164H26V165H24ZM219 164L221 165V166H219ZM237 164V165H236ZM261 164V165H260ZM21 165H23V166H21ZM61 165H63V167H61ZM85 165V166H84ZM149 165V166H148ZM228 165V166H227ZM246 165V166H245ZM258 165H259V167H258ZM69 167V169H71V170H69L68 169V167ZM88 166V167H87ZM91 166V167H90ZM143 166V167H142ZM146 166V167H145ZM18 167H20V168H18ZM57 169H56V168ZM64 167H65V171H64ZM67 167V168H66ZM82 167V168H81ZM90 167V168H89ZM14 168V169H13ZM50 168H51V170L53 171H51L50 170ZM62 169V171H61V169ZM144 168V169H143ZM222 168V169H221ZM224 168V169H223ZM226 168H227V170H226ZM262 168V169H261ZM4 169V170H3ZM9 169V170H8ZM67 169V170H66ZM81 169H83V170H81ZM106 169H108V170H106ZM230 171H229V170ZM252 169V170H251ZM8 170V171H7ZM22 170V171H21ZM31 170V171H30ZM34 170H35V172H34ZM63 173H60V171ZM81 170V171H80ZM110 170V171H109ZM221 170V171H220ZM226 171V172H229L228 174H230V175H228V176H225V175H227V173L224 175L223 174V171ZM232 170V171H231ZM251 170V171H250ZM6 171V172H5ZM10 171V172H9ZM17 172V173H15V172ZM19 171H20V173H19ZM66 172L65 174H64V172ZM68 171V172H67ZM70 171V172H69ZM80 171V172H79ZM106 171H108V172H106ZM5 172V173H4ZM8 172V173H7ZM30 172H32V176H33V174H35V176H33L32 178L33 179H30L29 178V175L28 174H30ZM34 172V173H33ZM55 172V173H54ZM148 172V173H147ZM221 172H222V174H221ZM9 174V176L7 175V174ZM14 173H15V175L17 176H15L14 175ZM58 173H60V174H58ZM70 173H71V176H70ZM82 173V174H81ZM112 175H111V174ZM159 173V174H158ZM236 175H235V174ZM6 174V175H5ZM13 174V175H12ZM18 174H20V175H18ZM79 174V175H78ZM157 174V175H156ZM11 175V176H10ZM28 175V176H27ZM56 175V176H55ZM107 175H108V177H110V178H112V179H108V177H107ZM154 175V176H153ZM156 175V176H155ZM6 176H8V177H6ZM13 176V177H12ZM54 176V177H53ZM63 176V177H62ZM65 176H67V177H69V178H67V177H65ZM151 178V182H150V178ZM168 176V177H167ZM225 178H224V177ZM233 176V178H231ZM5 177V178H4ZM9 177H11L12 179H14V180H11V178H9ZM30 179V182H29V179ZM47 177V178H46ZM62 177V178H61ZM65 177V178H64ZM71 177V178H70ZM82 178V179H79V181H78V179L77 178ZM84 177V178H83ZM155 177V178H154ZM160 177H162V179H160ZM236 177V178H235ZM253 177V178H252ZM76 180H75V179ZM156 179L157 181H160L161 180V182H164V181H166V182H168V183H161L162 185H161V188L159 187V188H157V186L155 185V180L154 179ZM164 178V179H163ZM220 178H221V180H225V181H221L220 180ZM10 179V180H9ZM54 179V180H53ZM58 179V180H57ZM61 179V180H60ZM64 179V180H63ZM71 179V180H70ZM160 179V180H159ZM20 180V181H19ZM24 180V181H23ZM43 180V181H42ZM75 180V181H74ZM109 180V181H108ZM163 180V181H162ZM13 181V182H12ZM35 184H33L32 182ZM61 181V182H60ZM74 181V182H73ZM76 181L78 182V183H76ZM143 181V182H142ZM152 181H154V182H152ZM248 181H251V182H249V183H246V182H248ZM17 182H18V184H17ZM44 182H45V184H44ZM60 182V183H59ZM80 182V183H79ZM81 182H83V184H81ZM89 182H93V183H89ZM106 182V183H105ZM108 182V183H107ZM221 182H224V184L223 183H221ZM225 182H227L226 184H225ZM23 183V184H22ZM30 183H31V185H30ZM56 183V184H55ZM72 183H74V184H72ZM89 185H88V184ZM97 183L99 184V186L97 185ZM219 183H221V184H219ZM236 183H237V185H236ZM254 183V185H252ZM5 184V185H6ZM44 185V186H41V185ZM60 184V185H59ZM76 184V185H75ZM78 184V185H77ZM92 184V185H91ZM103 184V185H102ZM153 184V185H152ZM165 184V185H164ZM167 184L169 185V186H167ZM240 184V185H239ZM48 185H49V187H48ZM74 185H75V187H77V188H75L74 187ZM79 185H81L82 187L80 188V186ZM93 187H91V186ZM95 185H96V187H95ZM109 185H110V187H109ZM145 185V186H144ZM156 187H155V186ZM164 185V187H162ZM221 185V186H220ZM222 185H224V186H222ZM227 185V186H226ZM29 186V187H28ZM36 187V188H34V189H32L31 187ZM51 186V187H50ZM62 188H61V187ZM73 186V187H72ZM88 186V187H87ZM101 186V187H100ZM107 186H108V188H107ZM155 188H154V187ZM218 186H220V187H218ZM247 186V187H246ZM252 186V187H251ZM46 187H48V188H46ZM54 187H56L55 188V190H54ZM91 187V188H90ZM227 187H229L228 189H226ZM238 189H237V188ZM246 187V188H245ZM61 188V189H60ZM80 188V189H79ZM88 188V189H87ZM90 188V189H89ZM148 188V189H147ZM154 188V189H153ZM157 188V190H155ZM162 188L164 189V191H162ZM51 189V190H50ZM63 189V190H62ZM77 190V192L75 191V190ZM87 189V190H86ZM96 189H98L97 191H96ZM102 189V190H101ZM166 189V190H165ZM229 190V192H227L226 190ZM248 189V190H247ZM32 190V191H31ZM49 190V191H48ZM85 190H86V193H85ZM90 192H89V191ZM95 190V191H94ZM162 192H161V191ZM223 190V191H222ZM239 190V191H238ZM52 191H53V193H52ZM59 191H60V193H59ZM107 191V192H106ZM153 192V193H151V192ZM155 191V192H154ZM226 193H225V192ZM24 192V193H23ZM27 192V193H26ZM30 192H32V193H30ZM95 192H97V193H95ZM106 192V193H105ZM150 192V193H149ZM222 193V194H226L227 195V193H229L230 194V196H224V195H222V194H220V193ZM29 193V194H28ZM45 193L47 194V195H45ZM62 193V194H61ZM74 193H76V194H74ZM87 193H89V195L87 194ZM91 193V194H90ZM93 193H95L96 195H94ZM99 193V194H98ZM160 193V194H159ZM163 195H162V194ZM12 194V195H13ZM52 194V195H51ZM74 194V195H73ZM219 194V195H218ZM248 194V195H247ZM55 195V196H54ZM57 195H59V196H57ZM71 195V196H70ZM84 197V199H83V197ZM86 195V196H85ZM100 195V196H99ZM151 195V196H150ZM158 195L160 196V198H159V200L161 201H159L158 200ZM246 195V196H245ZM46 196V197H45ZM54 196V197H53ZM57 196V197H56ZM61 196V197H60ZM73 196H75V197H73ZM88 196V197H87ZM241 196V197H240ZM242 196H244V197H242ZM65 199V198H67V200L66 201H68L67 202V204L65 203V205L66 206H63V204L62 203H64L63 202V198ZM69 197H71V198H69ZM79 197L81 198V199H79ZM102 197V198H101ZM104 197H105V199H104ZM224 197H226V200H227V202H226V200L224 199ZM228 197H231V198H228ZM35 198V199H34ZM62 198V199H61ZM152 198V199H151ZM155 200H154V199ZM233 198V199H232ZM56 199H57V201H56ZM79 199V200H78ZM86 199H88L87 201H86ZM241 199V200H240ZM37 200V201H36ZM61 200V202H59ZM69 200H70V202H69ZM71 200H72V203H71ZM76 200V201H75ZM84 200V201H83ZM153 200V201H152ZM225 200V201H224ZM240 200V202L239 203H241L242 205H243V208L240 210L239 209V207L241 206V205H239L238 204V201ZM78 202V204H83V203H86V207H85V204H83V206L81 205H77V204H75V202ZM155 201V202H154ZM156 201H157V203H156ZM159 201V202H158ZM220 201V202H219ZM222 201V202H221ZM229 201V202H228ZM246 201V202H245ZM88 202V203H87ZM133 201H132V199L130 200V203H129V206L127 207V210H129V208L131 209V210H129V211H127V212H129V216H130V214L131 215H133V213H134V215H133V217H135L136 219L134 220V218L132 217V216H130L133 220H134V222H137V217H136V208H134L135 206H133L134 205V203H132ZM153 202V203H152ZM69 203V204H68ZM154 203H156V204H154ZM169 203H171V202H169ZM172 203H174V201L172 200ZM208 203V205H203V204H207ZM218 205H217V204ZM222 203V204H221ZM237 203V204H236ZM58 204V205H57ZM62 204V205H61ZM76 206H75V205ZM132 204V205H131ZM160 204V205H159ZM164 205V206H162V205ZM226 206H225V205ZM245 204V205H244ZM263 204V205H262ZM155 205H157V206H155ZM210 205V206H209ZM216 205L219 207V206H222L221 208L219 207H217V209H216V212L217 213H215V208H216ZM235 205V206H234ZM237 205H239V206H237ZM248 205V206H247ZM58 207V206H61V207H58V209L60 208L61 210L59 211L58 209H56V207ZM63 206V207H62ZM67 206H69V207H67ZM71 206H73L72 207V209H71ZM90 206H91V204H90ZM131 206V207H130ZM143 206V207H142ZM152 206V207H151ZM159 206V207H158ZM163 208H162V207ZM207 206V207H206ZM208 206H209V208H208ZM65 207H66V209L68 210H66L65 209ZM156 207V208H155ZM201 207H202V209H201ZM204 207H206L207 209H210V210H207V209H205ZM227 207V208H226ZM235 207H237V208H235ZM242 207V206H241ZM62 208H63V210H62ZM80 208H82V209H80ZM71 209V210H70ZM74 209V210H73ZM78 209V210H77ZM132 209H134L133 211H132ZM205 209V210H204ZM212 209H214L213 210V212H212ZM238 209V210H237ZM57 210V211H56ZM66 210V211H65ZM77 212H76V211ZM82 210V211H81ZM243 210V211H242ZM64 211V212H63ZM71 211V212H70ZM75 211V213H73V212ZM153 211H157L156 213L158 214L157 215V218L155 217V213L153 212ZM178 211H179V213H178ZM207 211H209L208 212V214H207ZM241 211V212H240ZM66 212H69V213H66ZM131 212V213H130ZM181 212V213H180ZM220 212V213H219ZM76 213H78V214H76ZM153 213V214H152ZM211 213V214H210ZM215 213V214H214ZM243 215H242V214ZM246 213L248 214L247 216H245L246 215ZM229 214V215H228ZM241 214V215H240ZM154 215V216H153ZM177 215V216H176ZM179 215V216H178ZM231 215V216H230ZM40 216V217H41ZM235 216H240V217H238V219H236L237 217H235ZM75 217V218H74ZM161 217V218H160ZM229 217V218H228ZM234 217V218H233ZM246 217V218H245ZM251 217V218H250ZM164 218V219H163ZM165 218H166V221H165ZM231 218V219H230ZM244 218V219H243ZM250 218V219H249ZM61 219V220H60ZM74 219H76V220H74ZM183 219V218H182ZM230 219V220H229ZM233 219V220H232ZM253 219V220H252ZM159 220H160V222H159ZM162 220V221H161ZM175 220H176V222H175ZM211 219H209V221H210ZM214 220V221H213ZM229 220V221H228ZM236 220V221H235ZM246 220V221H245ZM260 222V224H256V225H254V226H252V224L250 223V222H253V224H254V222ZM77 221H79L78 223H77ZM163 221H165V222H163ZM250 221V222H249ZM45 222V223H44ZM0 223H2V224H0L1 226H0V229H2L4 226L3 225H5V223L4 222H2L1 220H0ZM163 223V224H162ZM180 223V224H179ZM183 223H184V225H183ZM220 223V224H221ZM238 223V224H237ZM241 223H243V224H241ZM262 223V224H261ZM80 224V225H79ZM176 224V225H175ZM180 226H179V225ZM230 224V225H229ZM246 224H248L247 226H246ZM251 224V225H250ZM65 225V226H64ZM223 225H225V226H223ZM234 225V226H233ZM236 225V226H235ZM249 225L251 226L250 228L251 229H248L249 228ZM260 225V226H259ZM41 226V225H40ZM185 226V227H186ZM217 226V227H218ZM246 226V227H245ZM6 227V226H5ZM7 227H9V224H7ZM7 227L5 228V231H7V234H8V232L11 234H9V236H11L12 238H14V237H16V232L15 231H12V230H14V228L13 227H10V228H8V229H10L9 231H8V229H7ZM163 227H166V228H163ZM168 227V228H167ZM185 227H183V228H185ZM230 227H232V228H230ZM233 227H234V230H233ZM235 227H236V231H235ZM237 227H239L238 229H241V227H243V229L245 228V230H241L243 233H245V234H242V232H241V235H239L238 233H236V234H234V232H237V231H239L240 232V230H237ZM252 227H253V230H252ZM13 228V229H12ZM82 228V229H81ZM173 228H175V229H173ZM224 228H226L227 229V231H226V229H224ZM248 230H247V229ZM258 228V229H257ZM259 228H261V229H259ZM61 230V231H60ZM225 230V231H224ZM230 230V231H229ZM248 231V235L246 234L247 233V231ZM250 230V231H249ZM4 231V233H6ZM12 231V232H11ZM229 231V232H228ZM234 231V232H233ZM245 231V232H244ZM13 232H15V233H13ZM63 232V233H62ZM83 232V233H82ZM233 234H232V233ZM256 233L257 235H255L254 234V236L257 238V241H256V239H255V237L253 236V234L252 233ZM59 233V234H58ZM75 233H76V236H75ZM227 233V234H226ZM64 234H65V236H64ZM78 234V235H77ZM231 234V235H230ZM13 235V236H12ZM60 235V236H59ZM75 236V238H73L74 236ZM174 235V234H173ZM232 235L234 236L233 237V240H231L232 238ZM246 235H247V240H245V238H244V236L246 237ZM45 236V235H44ZM78 236H81L80 237V239H82L81 240V244L80 243H78L79 241H78V239H77V237ZM242 237V239H240V237ZM164 237V238H163ZM228 237H230V238H228ZM253 237V238H252ZM48 238V239H47ZM72 238H73V240H72ZM79 238V237H78ZM169 238H171V239H169ZM50 239V240H49ZM74 239L76 240V241H74ZM169 239V240H168ZM67 240H70V241H67ZM122 241H123V239H121ZM168 240V241H167ZM172 240V241H171ZM111 241V240H110ZM231 241V242H230ZM251 241V242H250ZM256 241V242H255ZM259 241V242H258ZM5 242H6V244H7V241H2V240H0V258H2V255L4 254V255H6L7 256V254H9L8 255V257H9V261L7 260V261H4V263H2V264H9L10 263V260L12 261L10 264H28V262H29V264L31 263L30 261H28V255H27V243H24V242H22V241H18L17 243H18V245H19V247L21 248V249H17V247L15 248V250L14 251H18L19 253L22 251L23 253H18L17 252V254H16V252H15V254H13V247H11L12 245L10 244L9 245V242H8V245H7V248H5L6 246H4V245H6L5 244ZM21 242V243H20ZM51 242V243H50ZM73 242V243H72ZM76 242V243H75ZM84 242V243H83ZM112 242V241H111ZM110 242V244H112ZM125 242V241H124ZM246 242V243H245ZM57 243V244H56ZM66 243H68V244H66ZM70 243V244H69ZM87 243V244H86ZM109 243V241L106 243V244H108ZM229 243V244H228ZM231 243V244H230ZM254 243V244H253ZM259 243H261V244H259ZM3 244V245H2ZM21 244H23V246L21 245ZM73 244H75V245H73ZM82 244H85L86 245V247L83 245L82 246ZM105 244V246L104 247H107V246H109V245H106ZM239 244V245H238ZM246 246V247H244V245ZM249 244V245H248ZM257 244H259V246L257 245ZM25 245V246H24ZM242 245V246H241ZM11 247V248H9V247ZM70 246V247H69ZM228 246V247H229ZM241 246V247H240ZM263 246V247H262ZM25 247V248H24ZM54 247V248H53ZM72 247V248H71ZM110 247H112V248H110ZM182 247L184 248V249H182ZM10 249V253H9V249ZM22 248H23V250H22ZM108 248V247H107ZM106 248V249H107ZM127 248V247H126ZM240 249V251H239V249ZM244 249V250H241V249ZM251 248V249H250ZM261 248V249H260ZM24 249H25V251H24ZM88 249V250H87ZM105 248H104V254H103V257L101 258L102 260H100L99 258V261L97 260V255L95 254V253H89V255H86V254H84V260L82 261L84 264H100V263H102L103 262V260H105L106 259V262H105V264H115L116 262L114 261L115 259L113 258L114 257V252L112 251V249H113V245H111V246H109V248H108V250H106ZM166 249V250H165ZM176 249V250H175ZM179 249V250H178ZM232 249V250H231ZM254 249V250H253ZM73 250V251H72ZM153 250H155V251H153ZM182 250H184L185 252L183 253V251ZM13 251V252H12ZM110 251L111 252H113V253H110ZM175 251V252H174ZM177 251V252H176ZM232 251V252H231ZM253 251V252H252ZM90 252V251H89ZM254 252H256V253H254ZM74 253H75V255L76 256H74ZM105 253H106V255H105ZM108 253H109V255H108ZM153 253V254H152ZM154 253H155V255H154ZM254 253V255L255 256H253L252 254ZM257 253H259V254H257ZM260 253H262V254H260ZM11 254H13V257H12V255ZM92 256H91V255ZM113 254V255H112ZM156 254H157V256H156ZM176 254V255H175ZM185 254V255H184ZM252 256H251V255ZM14 255H16V256H14ZM22 255V256H21ZM94 255H95V257H96V259H95V257H94ZM108 255V259L107 258H104V256L106 257ZM110 255H111V257H110ZM172 255H174V256H172ZM179 255H184L183 257L182 256H179ZM179 256V257H178ZM11 257H12V259L14 260L15 259V262L11 259ZM18 257V258H17ZM20 257V258H19ZM259 257V258H258ZM90 258V259H89ZM94 258V259H93ZM173 258V259H172ZM181 258H182V260H181ZM229 258V259H230ZM252 258H254V260L252 259ZM24 259V260H23ZM74 259V258H73ZM74 259V260H75ZM86 259V260H85ZM110 259H113L112 261L110 260ZM256 259V260H255ZM89 260V261H88ZM93 260V261H92ZM110 260V261H109ZM139 261H141V262H137L136 261V263L137 264H142V260L141 259H138ZM157 260V261H156ZM161 260H163V261H161ZM177 260V261H176ZM181 260V261H180ZM253 261V262H251V261ZM258 260V261H257ZM19 261V262H18ZM88 262V263H86V262ZM98 261V262H97ZM102 261V262H101ZM255 261H257V262H255ZM79 262V259H77L75 262L73 261V263L74 264H83V263H78ZM90 262V263H89ZM95 262H97V263H95ZM100 262V263H99ZM104 262H103V264H104ZM109 262H112V263H109ZM113 262H115V263H113ZM174 262V263H173ZM180 262V263H179ZM135 263V264H136ZM32 264V263H31ZM72 264V263H71Z\"/></svg>",
    "mask_w": 264,
    "mask_h": 264
},
{
    "label": "snow or ice",
    "instance_id": "3",
    "mask_svg": "<svg viewBox=\"0 0 264 264\" xmlns=\"http://www.w3.org/2000/svg\"><path fill=\"white\" fill-rule=\"evenodd\" d=\"M181 264H189L188 261H182Z\"/></svg>",
    "mask_w": 264,
    "mask_h": 264
}]
</instances>
